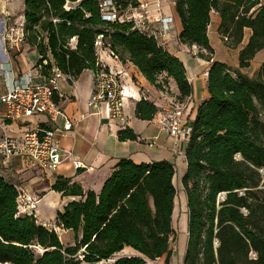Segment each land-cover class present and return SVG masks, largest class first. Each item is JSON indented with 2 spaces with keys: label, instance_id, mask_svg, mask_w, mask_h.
<instances>
[{
  "label": "trees",
  "instance_id": "16d2710c",
  "mask_svg": "<svg viewBox=\"0 0 264 264\" xmlns=\"http://www.w3.org/2000/svg\"><path fill=\"white\" fill-rule=\"evenodd\" d=\"M23 1L24 40L36 47L37 63L51 58L75 79L83 69L96 68L94 39L102 32L117 58L129 60L156 88L163 89L172 78L179 99L191 93L177 56L131 21L103 20L97 0ZM120 2L136 6L135 0ZM65 3L71 7L66 9ZM174 10L179 42L207 52L199 50L198 57H212L207 32L212 10L219 15L217 33L223 43L239 47L238 69L210 62L208 96L191 120L181 176L187 209L182 263L264 264V57L255 76L240 71L264 49V2L174 0ZM245 28L250 33L242 44ZM156 110L146 98L135 103L138 118L151 119ZM117 136L137 138L128 126ZM174 174L175 165L168 159L137 163L122 157L97 191L58 175L50 188L71 198L54 221L72 232L73 244H63L53 228L34 216L16 215L17 189L0 176V264H102L125 246L136 255L120 256L112 264H147L162 256L169 264L175 238ZM251 250L255 257H250Z\"/></svg>",
  "mask_w": 264,
  "mask_h": 264
},
{
  "label": "crops",
  "instance_id": "0c3cea01",
  "mask_svg": "<svg viewBox=\"0 0 264 264\" xmlns=\"http://www.w3.org/2000/svg\"><path fill=\"white\" fill-rule=\"evenodd\" d=\"M135 2L134 16H146L144 29L158 34V42L183 62L187 79L192 86L191 100L186 114L193 118L197 105L208 96L204 72L207 71L213 60L225 63L227 61L217 59V57H211V60L207 61L198 56L192 57L186 52L185 49L189 46L180 43L177 36L180 22L174 10V0H135ZM5 11L13 20L24 19V1L0 0V41ZM163 16L172 17L168 23V29L161 25L160 18ZM210 16L207 32L212 46L210 33L216 34L220 19L215 11H212ZM258 52L260 53L261 50ZM258 52L255 56L259 55ZM39 56L36 47L26 40L20 45L9 47L6 50L0 44V94L6 89L5 78L8 75L18 77L21 73L28 71L37 64ZM263 57L264 54L261 59ZM101 61L105 65L121 71V82L128 93L122 109V117L117 120H109L105 103L100 105L98 113H87L86 102L92 89V74L91 69L85 68L72 81L66 79L58 81V90L54 93L53 100L60 108L61 114L55 121L49 120L45 114H34L23 121H17L10 125L12 131L43 125L58 129L62 127L65 116L74 120V124L68 132L57 133L56 137L61 147L71 150L73 158L79 162L77 167L73 166L71 159H66L54 172L45 176L26 157L3 158L0 156V176L14 186H21L29 195L36 197V215L42 216L37 222L46 227L51 219H55L57 210H61L62 206L71 198L61 196L59 192L50 188L58 175L70 177L72 181L78 182L84 190L97 191L110 174L115 162L122 157H129L137 163L159 159H168L174 163L177 159V164L179 161L182 162L181 167L178 166V169L182 168L179 175L180 182L181 175L185 171L184 148L187 138L174 144L172 137L163 131L153 119H141L135 115V103L143 96L156 105L165 104L170 99L178 98L179 92L173 79L167 78L166 84H163L164 88L158 89L149 83L129 60L121 61L118 58L110 57L105 49L101 55ZM39 80L41 79H35L36 82ZM3 109L4 105L0 103V113L3 112ZM91 110L93 112L95 109ZM81 114H85L82 119H80ZM126 126L137 134L136 139H118L117 132ZM34 187L41 194L36 193ZM178 215L174 204L172 218L173 222L176 220V224ZM186 225L187 211L185 230ZM57 228L59 227L57 226ZM63 231L72 234L68 229H63ZM186 240L187 230L185 240L181 245L183 250ZM162 257L164 258V256Z\"/></svg>",
  "mask_w": 264,
  "mask_h": 264
},
{
  "label": "built area",
  "instance_id": "2783aa9c",
  "mask_svg": "<svg viewBox=\"0 0 264 264\" xmlns=\"http://www.w3.org/2000/svg\"><path fill=\"white\" fill-rule=\"evenodd\" d=\"M97 2L103 20L131 21L139 29H144L146 16H134V6L131 4L123 6L120 0H97ZM64 7L68 9L71 4L65 3ZM4 15L1 44L6 50L9 47L20 45L24 41L26 30L24 19L13 20L7 11ZM171 19V16L161 17L162 27L168 29ZM152 33L156 38H159L158 34ZM74 43L75 37L72 36L69 39V44L73 46ZM94 48L96 68L91 70L92 89L86 102L87 113H98L100 105L105 103L109 120H117L122 117V109L128 93L121 82V71L105 65L101 61V55L105 49L110 57L117 58V55L109 48V43L102 32L95 36ZM204 74L206 75L207 71ZM5 79L7 81L6 89L0 94V103L4 105L3 112L0 113V156L3 158L26 157L45 176L54 172L66 159H71L73 166L77 167L79 162L73 158L71 150L61 147L56 137L57 133H66L71 129L74 124L73 119L65 116L62 127L58 129L45 125L18 131H12L10 128L12 123L23 121L34 114H45L49 120L55 121L61 114L60 108L53 100V95L58 90V81L61 79L72 81L73 76L61 71L51 58H43L42 63H37L18 77L8 75ZM35 79L41 80L36 82ZM190 100L191 93L182 99H170L165 104L156 105L154 103L157 110L151 119L172 137L174 144L186 139L191 131L192 117L186 114ZM91 109L95 110L92 112ZM84 117L85 114L80 115V119ZM237 156L239 154H236ZM15 187L17 189L16 215L37 216L36 197L29 195L21 186ZM249 255L255 257V252L251 250ZM79 256L81 257V255Z\"/></svg>",
  "mask_w": 264,
  "mask_h": 264
},
{
  "label": "rangeland",
  "instance_id": "374dc122",
  "mask_svg": "<svg viewBox=\"0 0 264 264\" xmlns=\"http://www.w3.org/2000/svg\"><path fill=\"white\" fill-rule=\"evenodd\" d=\"M260 2H264V0H260ZM250 33V29H244V37H243V41L242 44L246 42L247 37ZM211 34V43H212V47L214 48L213 53L211 54L212 57H217V59H223L224 61H227L228 65H230V67L233 69H238V64H237V51L239 49L238 48H231L226 46L222 39L220 38L219 34L216 32L215 35ZM210 39V37H209ZM186 52L188 54H190L192 57H196L197 53H198V47L196 46H189L186 49ZM203 53H207L204 50H202ZM259 53V52H258ZM264 54V49H261V52L259 53V55H256L250 62V65L248 67L245 68H241L240 71H242L243 73L249 75V76H255L258 72L259 69V65L261 62V58L262 55ZM261 118L264 119V112L260 113ZM174 162L175 165V174H174V178H173V183L176 187L177 193L174 199V204L177 210V224H176V220L173 222V226H174V230H175V238L174 241L171 242V247H172V255L170 257L169 260V264H183L182 260H183V254H184V250L181 249V245L183 244L184 240H185V233L183 232V219L185 217L186 219V204L183 200V190H182V185L180 182V174L178 173V164ZM34 191L38 194H41L40 191H37L36 188L34 187ZM60 203V202H59ZM41 215H37L35 216L36 221L39 222V217ZM42 217V216H41ZM40 217V218H41ZM57 224L55 223L54 220H50L49 223H47V227L48 228H53L56 233L58 234L60 240L62 241L63 244H73V236L72 234H67L66 232L63 231L64 228H62L61 226H58L59 228H57ZM39 247L36 248L37 251H39ZM134 250V249H133ZM135 251V250H134ZM133 251L132 250H128L126 252H119V253H115L112 257H110L109 259L106 260H102L101 263L102 264H112L113 261L115 260V258L119 257V256H124V255H128V254H132ZM154 264H165L164 263V258L160 257L157 259H154ZM5 264V263H4Z\"/></svg>",
  "mask_w": 264,
  "mask_h": 264
},
{
  "label": "bare ground",
  "instance_id": "6f19581e",
  "mask_svg": "<svg viewBox=\"0 0 264 264\" xmlns=\"http://www.w3.org/2000/svg\"><path fill=\"white\" fill-rule=\"evenodd\" d=\"M182 164V162L181 161H179L178 162V166H180ZM181 167V166H180ZM180 169H182V168H180ZM180 169H178V173L180 174L181 172H180ZM182 176V175H181ZM182 197H183V200H184V202H185V204H186V199H185V194L183 193V195H182ZM183 224V232L184 233H186V230H185V217H184V219H183V222H182ZM128 250H132L133 251V253H137L136 251H134L131 247H129V246H125L124 248H122V250H120V251H118V252H116V253H119V252H126V251H128ZM109 259V258H108ZM5 264H8V263H5ZM147 264H154V262L153 261H149L148 260V263Z\"/></svg>",
  "mask_w": 264,
  "mask_h": 264
},
{
  "label": "water",
  "instance_id": "95a60500",
  "mask_svg": "<svg viewBox=\"0 0 264 264\" xmlns=\"http://www.w3.org/2000/svg\"><path fill=\"white\" fill-rule=\"evenodd\" d=\"M0 44H1V41H0ZM2 45V44H1ZM2 49V48H1ZM133 255H136V254H130V255H124V256H133ZM120 257V256H119ZM119 257H117V258H115V260L116 259H118Z\"/></svg>",
  "mask_w": 264,
  "mask_h": 264
}]
</instances>
